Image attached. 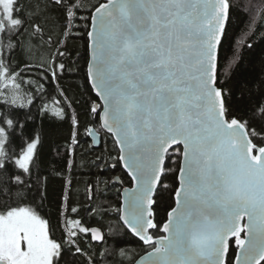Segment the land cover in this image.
Segmentation results:
<instances>
[{
  "label": "snow or ice",
  "instance_id": "6c2138e0",
  "mask_svg": "<svg viewBox=\"0 0 264 264\" xmlns=\"http://www.w3.org/2000/svg\"><path fill=\"white\" fill-rule=\"evenodd\" d=\"M80 8L79 0H0L5 102L10 93L13 105L21 99L16 78L23 69L13 60L19 38L26 34L29 50L55 47L53 68L64 70L56 57L67 53L60 46L72 37ZM234 14L232 0H97L80 17L86 82L98 97L90 114L114 137L113 167L122 166L133 185L116 212L151 248L139 261L132 257V264H264V101L255 125L242 120L232 114L230 93L219 80V53L230 40ZM256 15L264 18V2ZM52 112L66 115L63 109ZM72 125L76 144L78 115ZM14 127L12 118L0 114V264H77L76 254L98 264L78 243L79 234L103 241L98 227L69 218L65 241H57L39 214L41 205L25 202L42 145L36 135L17 151ZM68 204L65 196L62 215ZM161 204L166 218L158 220ZM71 212L79 216L76 207Z\"/></svg>",
  "mask_w": 264,
  "mask_h": 264
},
{
  "label": "trees",
  "instance_id": "16d2710c",
  "mask_svg": "<svg viewBox=\"0 0 264 264\" xmlns=\"http://www.w3.org/2000/svg\"><path fill=\"white\" fill-rule=\"evenodd\" d=\"M262 2L264 0H232L233 27L218 61L219 80L222 88L227 90L226 95L230 93L232 114L242 120L250 119L254 125L259 121L257 106L264 101V18L256 15ZM21 3L28 5L30 0H21ZM79 3L81 8L72 37L66 45L60 46L61 50L66 46L67 53L56 57L57 64H65L64 70L53 68L55 47L35 46L29 50L24 46L26 34L19 38L21 47L14 53L13 60L23 69V76L16 78L22 85L17 93L21 99L13 105L11 93L7 102L0 96V114H7L15 121L11 138L17 151L29 137L38 135L40 138L42 146H38L39 155L33 169V188L27 193L25 202L41 205L39 214L49 222L50 236L65 241L67 220L81 219L104 234L101 244H93L89 236L79 234V245L89 255L94 254L98 264H132V257L137 260L151 248L144 246L124 227L116 212L121 204L122 189L130 188L132 183L120 165L113 167L116 162L109 154L117 155L118 149L112 136L101 130L99 117L93 118L90 114L92 101L98 99L86 82L87 37L81 36L85 22L80 17L88 16L97 0H79ZM253 17H256L255 24ZM54 70L55 80L52 79ZM30 99L31 104L28 103ZM53 109H63L66 115L61 119L53 114ZM74 115L79 116L76 144H72ZM88 127L100 134L98 148L91 145ZM69 161H72L71 166ZM36 176L40 177L39 182ZM115 178L120 183H115ZM167 182L174 181L170 177ZM41 192L45 193L42 202ZM65 196L69 204L62 215ZM90 196L93 198L89 199ZM72 207L78 209L79 216L71 212ZM92 208L98 209L99 214H90L88 210ZM156 218H166L164 204L157 207ZM65 247L67 250L68 245ZM101 252H104L103 256ZM72 255L67 253L66 258ZM76 261L77 264H88V257L76 254Z\"/></svg>",
  "mask_w": 264,
  "mask_h": 264
},
{
  "label": "water",
  "instance_id": "95a60500",
  "mask_svg": "<svg viewBox=\"0 0 264 264\" xmlns=\"http://www.w3.org/2000/svg\"><path fill=\"white\" fill-rule=\"evenodd\" d=\"M93 94H94V96L96 97V95H95V93L93 92ZM97 99H98V97H96ZM101 128V130L104 132V133H106V134H109V135H111L112 136V134L111 133H108V132H106V130L105 129H103L102 127H100ZM93 129V131L95 132V135H89V134H87L88 135V138L90 139V141H91V145H92V147L93 148H98L99 146H100V134L97 132V130L96 129H94V128H92ZM112 138H113V140H114V137L112 136ZM122 167V166H121ZM123 169V168H122ZM124 170V169H123ZM124 172L127 174V172L124 170ZM114 182L115 183H120L119 182V179L118 178H115L114 179ZM133 186V185H132ZM131 186V187H132ZM130 187V188H131ZM126 189H129V187H124L123 189H122V191H121V203L124 201V199H125V197H124V192H125V190ZM122 222V221H121ZM122 224H123V222H122ZM101 230V229H100ZM102 231V230H101ZM102 234H103V232H102ZM103 236H104V234H103ZM90 237V236H89ZM135 237V236H134ZM135 238H137L138 240H139V238L138 237H135ZM90 241H91V243H93V244H101L103 241H100V242H97V241H93V240H91V238H90ZM142 256H144V255H142ZM142 256H140L139 258H137V260L136 261H139L140 260V258L142 257Z\"/></svg>",
  "mask_w": 264,
  "mask_h": 264
}]
</instances>
